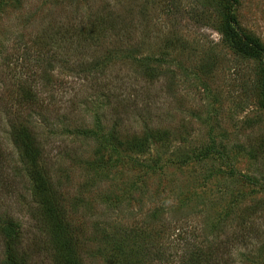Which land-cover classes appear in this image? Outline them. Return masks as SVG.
I'll list each match as a JSON object with an SVG mask.
<instances>
[{
  "label": "rangeland",
  "instance_id": "374dc122",
  "mask_svg": "<svg viewBox=\"0 0 264 264\" xmlns=\"http://www.w3.org/2000/svg\"><path fill=\"white\" fill-rule=\"evenodd\" d=\"M21 85L84 264H264V0H0V217L53 264L5 130Z\"/></svg>",
  "mask_w": 264,
  "mask_h": 264
},
{
  "label": "trees",
  "instance_id": "16d2710c",
  "mask_svg": "<svg viewBox=\"0 0 264 264\" xmlns=\"http://www.w3.org/2000/svg\"><path fill=\"white\" fill-rule=\"evenodd\" d=\"M234 22L230 20L227 31V40L232 48L240 55L257 57L262 56L263 47L256 39L243 36L234 26ZM19 97L17 99L21 109H29L28 115L22 113H8V128H5L9 139L12 138L14 145L21 153L24 162L29 170V178L31 182V191L35 198L40 199L39 207L45 215V227L48 237V244L52 245V263L53 264H84L81 257L80 243L75 242L69 226L66 224L65 216L61 212V208L57 204V196L52 191V179L48 170L43 163L44 148L40 139V135L33 124L31 113L37 106L34 100V92L25 86L19 87ZM25 89V90H24ZM33 94V95H32ZM9 110H13L11 105ZM11 115V116H9ZM2 118L0 117V131L2 128ZM1 133V132H0ZM5 133V132H4ZM1 135V134H0ZM117 139L116 141H118ZM120 141V140H119ZM0 138V145L3 144ZM133 149L143 144L136 138L128 142ZM0 229L4 236L6 264H28L23 262L21 258L28 257L25 252L19 250L22 243V230L12 217H0Z\"/></svg>",
  "mask_w": 264,
  "mask_h": 264
}]
</instances>
